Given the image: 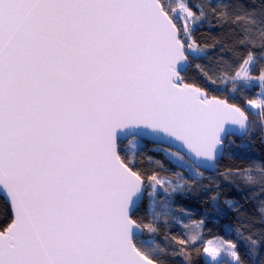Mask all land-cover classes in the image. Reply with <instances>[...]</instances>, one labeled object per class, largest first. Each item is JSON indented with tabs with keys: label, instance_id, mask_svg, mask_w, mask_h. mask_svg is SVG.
Listing matches in <instances>:
<instances>
[{
	"label": "snow or ice",
	"instance_id": "obj_1",
	"mask_svg": "<svg viewBox=\"0 0 264 264\" xmlns=\"http://www.w3.org/2000/svg\"><path fill=\"white\" fill-rule=\"evenodd\" d=\"M257 132L264 0H0V264H264V159L215 175Z\"/></svg>",
	"mask_w": 264,
	"mask_h": 264
},
{
	"label": "trees",
	"instance_id": "obj_2",
	"mask_svg": "<svg viewBox=\"0 0 264 264\" xmlns=\"http://www.w3.org/2000/svg\"><path fill=\"white\" fill-rule=\"evenodd\" d=\"M225 33L227 32V29L224 30ZM221 32V29L219 28H214L211 30V32L208 31L207 27L202 29L200 32H198L197 38L201 40L202 42L210 43V36H218ZM230 42V40L228 41ZM219 52V49H216L215 51L210 53V56L212 59L210 61L204 62L206 65L211 64L215 65L216 63V53ZM259 54V51L258 53ZM230 55V54H229ZM257 66V70H258ZM189 76H194L195 73L194 71L190 70ZM210 88H225L226 86L224 84H217V85H209ZM227 87H230L228 85ZM257 92L259 91V88L257 87L255 89ZM213 95H219V96H224L226 93L224 92H213ZM251 95V94H249ZM242 103V101H241ZM235 141V146L231 149L232 156L231 158L226 157L225 159L221 160L219 165H218V171L215 173L216 176H219L220 172H223L225 168H240L243 169L246 166L249 165V157L256 158V159H264V144L260 142V136L259 133L253 137L251 140V147L250 148H245V147H240L242 144L241 139H236V138H230ZM153 148V145L148 144L145 142L144 145V151L142 152L141 156L138 158V166L151 174L153 171H157L161 177H166L169 180L175 182L178 177L174 175L176 171H181L180 169H176L173 166L169 165L167 161H163L164 163V169H168V171H164L162 169L156 168L155 164L150 162L147 157L148 156H153L156 159H161L160 155L158 153L152 152L151 149ZM213 174H207L205 173L206 177L212 176ZM185 178H187L185 176ZM191 183V181H190ZM205 184L208 183L207 180L204 181ZM221 193V199L225 196H236L237 194L235 191L228 185L227 183H222L221 188L219 189ZM163 198V195L161 196V199ZM207 197L204 193H198L195 198L183 200L180 198H177V203L182 204L185 207L192 208L194 209L197 213L202 212L205 208L208 207V204L206 202ZM247 207L251 208V205H248ZM6 208V205L3 201L2 198H0V211H3ZM200 217L199 215H193L192 217L188 218L186 217L184 219V224L187 225V227H184V225H178V224H170L169 227L171 229V235H180L181 233H188L192 230L194 221L198 220ZM163 222V218H162ZM257 227H259L257 225ZM208 228L212 229V234L214 235H224L225 234V227H224V222H221V225L218 227L214 225L213 223L208 224ZM168 231L167 228L162 229L161 232V239L163 236V232ZM206 239L211 238V236L206 235ZM228 239H235V236H228L226 237ZM160 242V241H158ZM202 247V246H201ZM242 247V245H241ZM181 259L182 257H177L176 260L173 262V264H181ZM192 261L193 264H202V258L200 255L196 254L195 252L192 253Z\"/></svg>",
	"mask_w": 264,
	"mask_h": 264
},
{
	"label": "water",
	"instance_id": "obj_3",
	"mask_svg": "<svg viewBox=\"0 0 264 264\" xmlns=\"http://www.w3.org/2000/svg\"><path fill=\"white\" fill-rule=\"evenodd\" d=\"M231 138L241 139L239 136H233V137H231ZM146 143H148V144H151V145H152V143H151V142H146ZM205 173H207V174H213V173H210V172H205Z\"/></svg>",
	"mask_w": 264,
	"mask_h": 264
}]
</instances>
